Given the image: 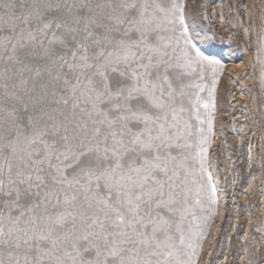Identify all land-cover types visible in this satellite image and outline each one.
I'll list each match as a JSON object with an SVG mask.
<instances>
[{
	"label": "snow or ice",
	"instance_id": "1",
	"mask_svg": "<svg viewBox=\"0 0 264 264\" xmlns=\"http://www.w3.org/2000/svg\"><path fill=\"white\" fill-rule=\"evenodd\" d=\"M193 7L0 0V264H200L224 64ZM241 7L264 98V0Z\"/></svg>",
	"mask_w": 264,
	"mask_h": 264
},
{
	"label": "rangeland",
	"instance_id": "2",
	"mask_svg": "<svg viewBox=\"0 0 264 264\" xmlns=\"http://www.w3.org/2000/svg\"><path fill=\"white\" fill-rule=\"evenodd\" d=\"M188 3L194 5V12L206 14L207 19L197 16L196 31L202 36L216 34L206 46L218 53L224 64L216 92L215 135L210 156L218 188L228 189L227 203L225 213L216 206L209 234L203 241L200 264H220L219 260L224 261L226 257V264H242L245 250L259 253L252 256L253 264H264V98L259 94L254 69L250 67L251 47L244 51L240 28L233 30L237 10L247 19L241 5L259 8L261 0H223V4L221 0H203L202 4L201 0H188ZM229 6L232 13L228 11ZM222 7L224 19L220 15ZM229 35L233 37L230 42ZM253 96L255 100L251 99ZM236 131L243 136L241 143ZM252 141L257 152L250 168ZM231 182H234L232 188ZM215 228L218 235L213 239Z\"/></svg>",
	"mask_w": 264,
	"mask_h": 264
},
{
	"label": "bare ground",
	"instance_id": "3",
	"mask_svg": "<svg viewBox=\"0 0 264 264\" xmlns=\"http://www.w3.org/2000/svg\"><path fill=\"white\" fill-rule=\"evenodd\" d=\"M236 67V66H235ZM233 127H234V129L235 130H237L236 129V127L234 126V125H232ZM232 127V128H233ZM215 132V131H214ZM237 132V134H238V138H239V141H240V143L243 141V136L242 135H240L239 133H238V131H236ZM253 141H252V144H251V147H252V149H253ZM257 144H258V142H256V146H257ZM255 146V147H256ZM211 150V149H210ZM256 150H252V153H251V156H252V159H253V162H254V160H255V155H256ZM229 164H231V162H229ZM230 167H231V165H230ZM233 181V180H232ZM214 183H215V185H216V188H217V197L218 198H221L222 200H219V201H221V202H219L218 203V205L217 206H219L220 208V210L221 211H223L224 212V208H225V206H226V203H227V190L226 189H224L223 190V188H218V186H217V183L215 182V179H214ZM252 183L250 184V186H249V189H251L252 188ZM232 187H234V182H231V188ZM228 205V204H227ZM221 213V212H220ZM225 213V212H224ZM221 217V216H220ZM223 217V216H222ZM219 221H221V220H219ZM234 226V225H233ZM234 230H236L235 228H233ZM217 230V228H215V233H214V236H213V239H214V237L216 236V235H218V232L216 231ZM233 231V230H232ZM232 233V232H231ZM234 233V232H233ZM232 235V234H231ZM216 238V237H215ZM225 256H227V255H225ZM208 257H210L209 255H208ZM208 259H210V258H208ZM224 259H225V257H224ZM219 261H221L220 262V264H226L225 262H227L228 261V257H226V259L223 261L222 259L221 260H219Z\"/></svg>",
	"mask_w": 264,
	"mask_h": 264
}]
</instances>
